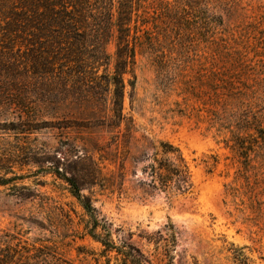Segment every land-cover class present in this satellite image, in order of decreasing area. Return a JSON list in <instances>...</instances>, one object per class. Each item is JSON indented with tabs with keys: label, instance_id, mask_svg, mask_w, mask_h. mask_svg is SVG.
Returning a JSON list of instances; mask_svg holds the SVG:
<instances>
[{
	"label": "rangeland",
	"instance_id": "obj_1",
	"mask_svg": "<svg viewBox=\"0 0 264 264\" xmlns=\"http://www.w3.org/2000/svg\"><path fill=\"white\" fill-rule=\"evenodd\" d=\"M153 1L175 6L179 0H146ZM225 2L230 7L226 24L234 38L251 24L264 31V0ZM3 28L0 21V178L22 179L0 186V250L17 245L29 251L52 238L72 264L103 263H96L93 255L100 245L83 236L87 218L55 175L65 169L68 176L77 175L81 194L112 224L113 240L130 238L153 263L162 253L153 241L156 232L172 228L177 234L173 264H264V182L246 186L240 160L226 147L229 133L212 123L207 110L214 108L198 87L182 94L180 85L163 86L153 55L142 48L137 52L132 74L124 76L123 113L139 127L135 137L143 134L178 147L193 190L167 199L147 195L126 181L121 194H110L90 184L84 160L94 138L89 114L107 107V95L86 104L75 100L74 88L63 90L52 78H31L23 69L24 47L6 43ZM246 34L243 42L254 47L259 35ZM191 40L196 44L190 54H201L203 44ZM97 138L105 149L108 135L101 131ZM128 146L129 156L136 157L135 145ZM98 166L102 175L111 169L104 161ZM20 194L31 197L24 200Z\"/></svg>",
	"mask_w": 264,
	"mask_h": 264
},
{
	"label": "trees",
	"instance_id": "obj_2",
	"mask_svg": "<svg viewBox=\"0 0 264 264\" xmlns=\"http://www.w3.org/2000/svg\"><path fill=\"white\" fill-rule=\"evenodd\" d=\"M213 3L179 0L173 6L167 1L146 0H0L2 35L12 47H24L23 69L31 78H52L63 90L74 88L75 100L80 98L86 104L107 95V107L89 114L95 122L91 127L94 138L84 160L89 163L91 185L121 194L124 183L130 181L147 195L167 199L184 197L193 190L189 167L178 147L143 134L135 137L139 127L123 113L124 76L132 74L141 48L153 55L163 86L180 85L182 94L194 93L193 87H198L207 98L214 108L207 110L212 123L229 133L226 147L240 160L246 186L250 189L252 184L264 182V31L251 24L243 36L234 38L226 24L230 7L225 0H216V6ZM247 31L259 35L254 47L243 42ZM193 38L203 44L201 54H190L196 44ZM110 44L112 53H108ZM101 131L108 135L105 149L97 144ZM130 143L138 151L136 157L129 156ZM98 161L111 168L107 175H102ZM55 175L68 186L87 218L83 236L101 247L93 253L96 263L103 259L102 264H173L171 252L177 234L172 228H166L164 234L156 232L153 241L162 253L153 263L130 238L113 240L112 224L81 194L77 175L68 176L65 169L56 170ZM20 179L0 178V186ZM20 189L28 190L25 186ZM20 195L24 200L31 197ZM51 239H43L38 248L29 251L6 246L0 250V264H72L58 252V241Z\"/></svg>",
	"mask_w": 264,
	"mask_h": 264
}]
</instances>
